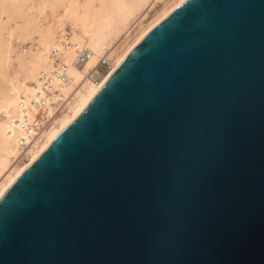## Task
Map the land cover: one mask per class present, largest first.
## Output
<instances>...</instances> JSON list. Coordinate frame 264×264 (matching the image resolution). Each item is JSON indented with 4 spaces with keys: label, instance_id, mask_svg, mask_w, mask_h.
I'll list each match as a JSON object with an SVG mask.
<instances>
[{
    "label": "water",
    "instance_id": "95a60500",
    "mask_svg": "<svg viewBox=\"0 0 264 264\" xmlns=\"http://www.w3.org/2000/svg\"><path fill=\"white\" fill-rule=\"evenodd\" d=\"M0 264H264V0H185L0 200Z\"/></svg>",
    "mask_w": 264,
    "mask_h": 264
},
{
    "label": "bare ground",
    "instance_id": "6f19581e",
    "mask_svg": "<svg viewBox=\"0 0 264 264\" xmlns=\"http://www.w3.org/2000/svg\"><path fill=\"white\" fill-rule=\"evenodd\" d=\"M184 1L0 0V80L7 84L0 91V200L80 114L125 58ZM157 3H162L160 8H155ZM32 7L35 16L28 14ZM154 8L158 10L148 20V13ZM46 11H50V16L38 21L36 17ZM135 29L136 33L130 37ZM65 35L72 44L70 48L61 44ZM120 46L123 48L117 52ZM77 50L86 51L82 65L81 59L77 61L80 55ZM54 51L68 67L70 84L65 93L74 89L71 100L54 125L26 151L25 161L14 164L13 158L21 152L18 139L23 138L16 123L20 116L19 103L21 100L29 103L35 98L41 73L51 74L55 69L50 57ZM103 60L110 66L105 75L97 71L98 63Z\"/></svg>",
    "mask_w": 264,
    "mask_h": 264
},
{
    "label": "built area",
    "instance_id": "2783aa9c",
    "mask_svg": "<svg viewBox=\"0 0 264 264\" xmlns=\"http://www.w3.org/2000/svg\"><path fill=\"white\" fill-rule=\"evenodd\" d=\"M61 44L65 48L72 46L68 35H65ZM76 48L78 49L77 46ZM79 52L80 55L77 61L81 59L80 64L82 65L84 62L83 55L87 54L84 50H77V53ZM50 57L55 69L51 74L41 73L39 78L40 85L35 98H31L29 103H26L24 100H21L19 103L20 116L16 123H18L22 131L23 138L18 139L17 145L21 148V152L16 158H13L14 164L22 162L25 159L24 155L26 151L41 137L43 132L54 125L55 119L65 110L66 105L71 100L74 89L65 93L70 84V78L67 73L68 67L55 51L52 52ZM101 64L107 68L109 67L107 63Z\"/></svg>",
    "mask_w": 264,
    "mask_h": 264
},
{
    "label": "rangeland",
    "instance_id": "374dc122",
    "mask_svg": "<svg viewBox=\"0 0 264 264\" xmlns=\"http://www.w3.org/2000/svg\"><path fill=\"white\" fill-rule=\"evenodd\" d=\"M168 1V0H167ZM159 4V5H158ZM161 5H162V3H161ZM161 5H160V3H157V5L155 6V8H160L161 7ZM152 9L149 13H148V17H147V19L149 20V19H151V17L153 16V14H155V12L158 10V9ZM33 7L31 8V9H29L30 11L28 12V14L30 15V16H32V15H36V13H34L33 12ZM154 10V11H153ZM47 12V14L45 15V13ZM46 12H44V13H41L38 17H36V19L38 20V21H41V22H43V21H45V19H47L48 17L47 16H50V15H48V14H50V11H46ZM33 13V14H32ZM152 14V15H151ZM46 16V17H45ZM40 17V18H39ZM5 17L3 16V18H2V20L4 19ZM44 18V20H42ZM39 19H41V20H39ZM4 20H6V19H4ZM3 20V21H4ZM10 25V24H9ZM11 26V25H10ZM65 28H67V27H65ZM66 32H67V30H65ZM136 31H137V29H135L132 33H131V35H130V37H133L134 36V34L136 33ZM64 34H62V36H63ZM126 36V35H125ZM124 36V37H125ZM119 44V43H118ZM118 44L116 45V47L118 46ZM24 46L25 45V42H24V44L22 43L20 46ZM26 45H28V44H26ZM15 46H19V44L18 45H15ZM29 46V45H28ZM123 46V45H122ZM123 47H121L120 46V48H118V50H117V52H119V51H121V49H122ZM106 63V61L105 60H103V61H101L100 63H98V66H97V71L99 72V74H101V75H105L108 71H109V69H110V66L107 68L105 65H102L101 63ZM107 64L109 65V63H108V61H107ZM7 87V84H5L4 82L2 83L1 82V80H0V91L1 90H5V88ZM1 119H2V115H0V121H1ZM23 161H25V159L23 160Z\"/></svg>",
    "mask_w": 264,
    "mask_h": 264
}]
</instances>
